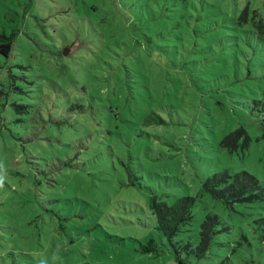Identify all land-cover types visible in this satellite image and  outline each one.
<instances>
[{
    "label": "rangeland",
    "instance_id": "rangeland-1",
    "mask_svg": "<svg viewBox=\"0 0 264 264\" xmlns=\"http://www.w3.org/2000/svg\"><path fill=\"white\" fill-rule=\"evenodd\" d=\"M263 4L0 0V34L14 35L11 55H0L1 86L12 77L35 91L14 98L29 106L23 123L12 122L10 108L9 121L0 122V264H178V257L185 264H264V244L252 235L256 215L249 214L256 207L236 208L240 217L203 188L225 170L246 171L264 186V140L244 155L219 147L240 126L255 139L261 123L231 104L205 114L192 87L202 73L221 71L237 80L234 94L264 88V76H235V65L249 63L232 21ZM251 61L264 66V59ZM150 111L174 122L178 114L183 126L143 128ZM95 154L112 174L99 173ZM120 163L137 176L129 186ZM151 195L168 203L194 197L190 230L213 211L232 233L214 238L202 259L185 249L176 254L153 229ZM148 239L161 256L137 252ZM182 239L192 247L198 241L191 231Z\"/></svg>",
    "mask_w": 264,
    "mask_h": 264
},
{
    "label": "trees",
    "instance_id": "trees-1",
    "mask_svg": "<svg viewBox=\"0 0 264 264\" xmlns=\"http://www.w3.org/2000/svg\"><path fill=\"white\" fill-rule=\"evenodd\" d=\"M237 30L241 31L245 38L243 50L246 49L245 60L249 63L247 70H242L238 65L235 76L245 74L247 71L251 74L261 77L264 76V66L252 65V59H264V4L263 7L258 10H250L246 8L240 14V16L232 20ZM233 31L232 33H235ZM13 34L4 35L0 34V55L9 57L11 55L13 45ZM233 48H240L238 43H232ZM249 51V52H248ZM69 50L67 51V53ZM59 55L61 52L59 51ZM64 57H68L69 55ZM253 57V58H251ZM220 66V65H213ZM261 71H263L261 73ZM208 72V71H207ZM202 73L197 78L192 80V87L195 90L197 99H199L201 106L205 114L210 115V108L219 109L223 111L224 108H229L230 104L234 107H247L251 114H255L262 126V132L254 139L251 134L243 127L240 126L234 131L224 136L219 147L225 150L230 155L242 154L244 155L249 151L252 146V142H258L264 140V88L260 87V92L252 93L253 95H243L241 93H235L234 85L237 80L230 81L227 79V75L221 71H209L213 74H224L220 77ZM251 82H259L257 79H253ZM1 86V83H0ZM31 94L35 95L34 89H24L22 83H17L12 77L8 83L0 88V122H8L7 114L10 108L13 114L17 115L14 119V123H23L25 116L28 114L27 106L24 103H19L14 98L27 100L32 97ZM139 95V93L137 94ZM34 97V96H33ZM32 97V98H33ZM169 117V115H168ZM176 121L172 119H165L154 111H150L142 123L143 128H153L157 126H166L179 128L183 126L180 122L178 114L175 115ZM144 134L143 132H141ZM150 133L147 134L149 137ZM196 145L198 141L193 140ZM264 142V141H263ZM93 156L92 161L95 160V164L103 169L99 173L110 172L105 166L107 163L100 165L97 160V156ZM112 156L109 154V160ZM120 166L128 174L129 186L132 179H136L137 176L131 171V165L125 166V163H120ZM116 173L117 170H115ZM109 174H112L110 172ZM203 188L206 193L215 201H219L222 208L227 211H233L236 215L244 217L243 211L236 212V208L249 207L252 209L255 206L254 212H249L250 216H254L251 222L252 235L258 238L262 244H264V186L259 180L252 174L241 171V172H229L227 170L216 172L211 177L205 179L203 182ZM254 204H261L254 205ZM194 205L195 198L191 196H182L175 198L171 203L165 200L159 199L155 195H151L149 198V210L154 217L153 229L157 233L158 238H164L165 243L162 245L171 246L176 254L178 251L185 249L195 255L197 259H202L205 254L209 251L211 244L214 242V238H219L221 235H230L232 229L225 225L221 220L220 216L215 214L213 211H209L201 222L197 225L195 230H190L194 218ZM194 234V238H198L195 247L191 246V242H184L182 238H185V234L190 232ZM237 234V232H236ZM241 238H245L244 235H240ZM238 237V236H237ZM153 238V237H149ZM183 244V246H181ZM138 253L144 256L159 257L163 254L162 248L154 239H148L146 243H139ZM28 257V255H26ZM29 258V257H28ZM30 263L34 264L31 258ZM178 264H185L184 260L177 258Z\"/></svg>",
    "mask_w": 264,
    "mask_h": 264
}]
</instances>
